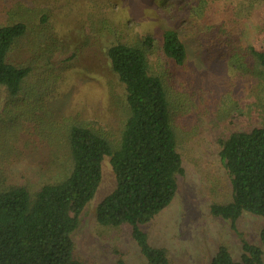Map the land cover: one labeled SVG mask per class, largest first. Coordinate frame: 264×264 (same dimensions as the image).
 Wrapping results in <instances>:
<instances>
[{"label":"rangeland","instance_id":"rangeland-1","mask_svg":"<svg viewBox=\"0 0 264 264\" xmlns=\"http://www.w3.org/2000/svg\"><path fill=\"white\" fill-rule=\"evenodd\" d=\"M18 21L27 24L28 35L8 61L33 66L26 83L30 101L40 97L39 87H47L48 116L43 110L25 115L34 101L27 100L13 105L17 119L0 88V189L16 185L35 192L60 180L70 159L54 142L63 121L92 128L117 146L125 92L106 52L119 43L135 45L168 90L184 168L172 204L142 226L149 243L166 249L171 264H211L220 246L240 261L244 241L260 245L263 218L245 213L232 227L213 216L211 206L232 197L219 139L264 126V69L244 50H264V0H0V26ZM166 30L178 32L186 46L181 66L162 52ZM42 45L54 51L48 63L40 57L44 49L34 51ZM38 71L53 80L37 86ZM115 187L106 158L102 182L72 235L75 256L84 264H116L119 257L127 264H148L130 226L103 227L96 220L98 205Z\"/></svg>","mask_w":264,"mask_h":264},{"label":"trees","instance_id":"trees-1","mask_svg":"<svg viewBox=\"0 0 264 264\" xmlns=\"http://www.w3.org/2000/svg\"><path fill=\"white\" fill-rule=\"evenodd\" d=\"M27 35L24 21L0 26V88H4L17 119L20 115L12 108L16 103L34 100L28 113H24L28 117L38 110L45 111L47 87H39L40 97L34 95L31 101L30 87H26L35 71L33 66L8 61L11 50ZM150 43L147 38L145 45ZM43 49L42 45L34 51ZM238 50L243 53L242 48ZM244 50L256 66L264 69V50ZM44 52L40 57L48 63L54 51ZM162 52L179 66L187 58L186 46L174 30L163 32ZM106 55L125 92V122L117 146L92 128L61 122V133L54 142L63 146L70 159L60 180L44 184L35 192L16 185L0 189V264H84L75 256L72 235L80 214L102 182L106 158L116 187L97 207L98 224L111 228L130 226L132 238L148 264H171L168 251L152 246L142 229L172 204L179 178L184 175L168 90L164 80L150 72L146 52L139 46L115 44ZM35 79L37 86L53 80L46 71H38ZM219 145L232 197L229 203L213 204L211 214L231 222L232 227L245 213L264 220V126L223 136ZM242 250L241 260L235 261L229 249L220 246L211 264H264V225L260 245L244 241ZM116 264L127 263L119 257Z\"/></svg>","mask_w":264,"mask_h":264}]
</instances>
